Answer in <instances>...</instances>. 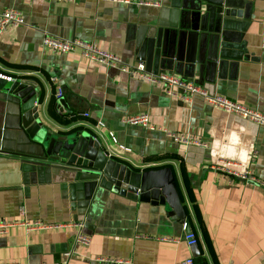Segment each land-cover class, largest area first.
<instances>
[{
  "label": "crops",
  "instance_id": "1",
  "mask_svg": "<svg viewBox=\"0 0 264 264\" xmlns=\"http://www.w3.org/2000/svg\"><path fill=\"white\" fill-rule=\"evenodd\" d=\"M145 1L0 0V9H18L24 20L0 36V75L37 83L44 149L87 130L103 142L107 156L134 169L171 167L199 255L186 244L185 225L157 207L105 192L89 173L33 164L17 169L0 157V222H81L91 238L84 246L73 244L75 227L27 232L16 225L0 234V264H106L98 257L128 261L123 264H180L187 256L197 264H264V126L198 96L190 102L171 98L160 84L91 62L78 51L55 54L40 48L44 35L93 41L149 71L137 48V28L168 7L165 0ZM252 1L246 34L252 58L227 60L198 85L264 112V0ZM159 71L185 78L173 69ZM1 96L2 138L28 144L18 102ZM60 98L65 106L58 109ZM139 113H147L158 128L197 136L205 146L174 142L159 129L123 122ZM31 148L41 154L40 147ZM219 159L245 164L256 180L212 169Z\"/></svg>",
  "mask_w": 264,
  "mask_h": 264
},
{
  "label": "water",
  "instance_id": "2",
  "mask_svg": "<svg viewBox=\"0 0 264 264\" xmlns=\"http://www.w3.org/2000/svg\"><path fill=\"white\" fill-rule=\"evenodd\" d=\"M252 5V0H165L163 6L168 11L160 10L137 28L142 60L150 72L173 69L188 81L200 84L205 75H211L227 60L252 58L246 38ZM38 91L32 80H8L0 75L1 98L16 99L21 126L30 139L23 145L18 139L4 140L0 133V157L17 169L33 164L89 173L105 192L157 207L171 221L185 225L186 233L190 232L171 167L134 169L107 156L103 142L87 130L64 136L53 149L51 144L44 149L36 106ZM58 105V109L65 106L62 98ZM31 146L40 147L41 154L30 152ZM190 246L192 255L197 257V244Z\"/></svg>",
  "mask_w": 264,
  "mask_h": 264
},
{
  "label": "built area",
  "instance_id": "3",
  "mask_svg": "<svg viewBox=\"0 0 264 264\" xmlns=\"http://www.w3.org/2000/svg\"><path fill=\"white\" fill-rule=\"evenodd\" d=\"M47 1H73V0H47ZM112 1L123 4H129V3L148 4V2L145 0H112ZM23 23H24L23 15L20 10L15 8L0 9V36L4 33V31L8 26L11 25L17 26ZM40 48L43 51L47 50L55 54H63V53L78 51L85 59L91 62H95L104 65L106 67L115 66L122 73L130 74L140 80H143L151 84H160L165 94L171 98L190 102L194 96H198L202 98L204 102H206L207 104L213 107L234 114L244 120L253 122L257 125L264 126V112L258 109L251 108L236 100H232L214 93H210L205 87L198 85L197 83H194L192 81H188L187 79L179 77L170 72L159 71L157 73H153L147 71L144 63L142 62H136L134 64L125 63L120 58V56L99 47L93 41L88 42L77 39L65 40L58 37L44 35L40 42ZM6 78L8 80L11 79L10 76H6ZM58 96H60V92ZM84 116H87V113H84ZM123 122L127 124H140L146 127L147 129H151V130L159 129L165 134V136L168 139L174 142H179L185 145L205 146V144L202 143L197 136L180 134L169 131L166 128L156 127L155 125L150 123L149 115L147 113L129 115L123 119ZM98 125H102V124L99 123ZM109 136L111 140L115 142L113 136H111V134H109ZM119 147L125 151L127 150V148L125 147L122 146ZM104 153L106 154V152ZM211 168L239 180H252V181L256 180L253 173L245 164L236 161L219 159L217 162L211 165ZM16 225L23 226L27 232L38 229H47L50 227H61V226L75 227L77 228V231L74 233L73 236V244H82L84 246H88L91 241L90 236L82 231L81 222H67L66 224L50 225L42 222L39 219H30V220L27 219L22 221L10 220L8 222H0V234L7 233L11 227ZM184 239L188 246L197 243V237L193 232L186 233L184 235ZM164 240L173 241L175 239L165 238ZM66 255L68 256L69 253H66ZM97 261L106 264L128 263L127 260H123L120 258H107V257H98ZM180 264H195L194 258L191 256H187L180 262Z\"/></svg>",
  "mask_w": 264,
  "mask_h": 264
},
{
  "label": "trees",
  "instance_id": "4",
  "mask_svg": "<svg viewBox=\"0 0 264 264\" xmlns=\"http://www.w3.org/2000/svg\"><path fill=\"white\" fill-rule=\"evenodd\" d=\"M39 95H41L40 92H39ZM194 262H195V264H197L196 261H195V259H194ZM203 264H204V263H203Z\"/></svg>",
  "mask_w": 264,
  "mask_h": 264
}]
</instances>
